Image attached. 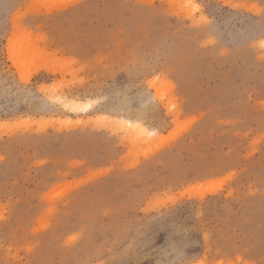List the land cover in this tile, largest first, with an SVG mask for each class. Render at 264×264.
Segmentation results:
<instances>
[{"label":"rangeland","instance_id":"obj_1","mask_svg":"<svg viewBox=\"0 0 264 264\" xmlns=\"http://www.w3.org/2000/svg\"><path fill=\"white\" fill-rule=\"evenodd\" d=\"M71 1L0 0V264H264V0Z\"/></svg>","mask_w":264,"mask_h":264},{"label":"bare ground","instance_id":"obj_2","mask_svg":"<svg viewBox=\"0 0 264 264\" xmlns=\"http://www.w3.org/2000/svg\"><path fill=\"white\" fill-rule=\"evenodd\" d=\"M75 1L76 0H72L71 2H69L68 4H66L65 6H68V5L72 4ZM173 1H179V0H173ZM52 9L53 8H48L47 11H50ZM92 102H93L92 99H86V100H71V101L66 102L65 105H67V107L69 109H71V111H79V110H86L89 107H91ZM99 117L101 119H103L104 121L105 120H108V121L109 120L116 121L118 119L119 120L118 122L120 123V125H122L126 129L133 130L134 133H142V135H144V134H146V135L147 134L156 135L155 134V131H153L151 129H148L146 126L142 125L138 121H133V120L125 119V118L112 117V116H109L107 114H101ZM193 121H194V118H192L189 123H191ZM23 122H24V120L23 121H20V122H17L16 124L19 125L20 123H23ZM4 123H5L4 121H0V126L1 125H4ZM63 124H65V128H72V127H75L76 126V123H74V121L70 120V118L65 119L63 121ZM179 132H180V130L174 134V137L176 135H178ZM160 136H162V135H160ZM163 146L164 145H159L155 149L148 150L146 153H143V156L144 157H147V156H149L150 154L154 153L155 151H157L158 149H160ZM138 161L139 160L135 161L134 163H132L128 167L134 166L135 164L138 163Z\"/></svg>","mask_w":264,"mask_h":264}]
</instances>
